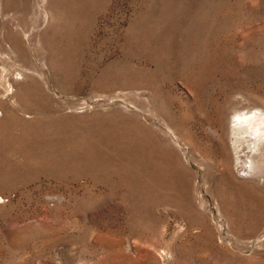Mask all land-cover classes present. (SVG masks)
<instances>
[{"label": "rangeland", "instance_id": "374dc122", "mask_svg": "<svg viewBox=\"0 0 264 264\" xmlns=\"http://www.w3.org/2000/svg\"><path fill=\"white\" fill-rule=\"evenodd\" d=\"M245 112L264 0H0V264H264Z\"/></svg>", "mask_w": 264, "mask_h": 264}, {"label": "bare ground", "instance_id": "6f19581e", "mask_svg": "<svg viewBox=\"0 0 264 264\" xmlns=\"http://www.w3.org/2000/svg\"><path fill=\"white\" fill-rule=\"evenodd\" d=\"M263 124L264 118L261 117V114L259 113H240L237 114L235 119L233 120L232 133L235 134L236 138H238L240 133L244 132H251L255 134L254 136L261 137L264 135Z\"/></svg>", "mask_w": 264, "mask_h": 264}]
</instances>
